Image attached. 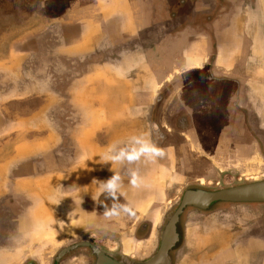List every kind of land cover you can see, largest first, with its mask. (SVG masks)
I'll return each mask as SVG.
<instances>
[{"label": "crops", "instance_id": "0c3cea01", "mask_svg": "<svg viewBox=\"0 0 264 264\" xmlns=\"http://www.w3.org/2000/svg\"><path fill=\"white\" fill-rule=\"evenodd\" d=\"M226 27L242 31L219 53ZM259 105L264 0H0V264H56L82 240L151 254L192 184L255 168ZM146 138L164 155L103 161L111 145L131 152ZM113 171L133 212L105 219L114 201L94 180ZM263 217L264 204L186 211L180 242L201 233L209 246L189 264H234L231 242Z\"/></svg>", "mask_w": 264, "mask_h": 264}, {"label": "rangeland", "instance_id": "374dc122", "mask_svg": "<svg viewBox=\"0 0 264 264\" xmlns=\"http://www.w3.org/2000/svg\"><path fill=\"white\" fill-rule=\"evenodd\" d=\"M225 10L220 9V11H222L221 13L226 12ZM12 13L13 11L9 12L6 10L5 12H3V15L7 16ZM255 17H260V15H255ZM225 22H226V19L224 18L223 23ZM237 29L238 27H236V31L234 30L231 31L230 28L226 27L224 28V30L221 31V33H219L218 31L219 35L217 33L218 37L217 36L216 37H217V41L219 44V47H218L219 53L220 51H224L227 49V47H229L230 40L232 36H234L235 33H237L235 35H238V32L242 31V27H239L238 31ZM236 43L237 42L232 43L233 48L238 47L235 45ZM245 46L246 44L243 45V48H245ZM203 89L207 91L208 95H211L213 97L216 96L217 94L221 95V91H220L221 89L216 88L215 86H205L203 87ZM260 101H261V98L259 97L256 100V102L259 103ZM261 106L262 105H259L258 108L261 109V112H264V107L262 108ZM209 107H212V106H209ZM259 117L261 118V120L263 119L261 121L259 118V122H261L260 124L262 123L264 124V114L261 113ZM257 140L260 143L262 154L260 153L257 154L255 168H249V169L244 168L240 170L225 171L219 174L217 177H208L207 183H204L202 185L194 183L189 187V189H205V190L228 189L230 187H234L239 184L264 181V137H261V138L259 137ZM168 218L169 216L167 217V219ZM197 231H200V229ZM207 231H209V229L205 228L203 233H206ZM202 236H206V235H203L201 233L193 234L189 236L191 237V239H189L188 241H185L184 240L185 232L182 231L181 242L176 247V254H174V257L175 259L181 258L183 259V261H174V264H185V263L189 264L193 262V260H200V257L202 255H205L206 246L209 247L205 243L206 242L205 237L202 238ZM252 236H254V238H252ZM231 239H233V237H231ZM250 239L252 243L251 241L249 242ZM262 242H264V217L261 218L255 225H252L250 229L243 231V233L239 232V236L236 235L235 240L231 242L232 248L230 250V253L228 254V257H225L224 259H226V261H234L235 262L234 264H248L250 262L252 264H264V244H262ZM186 260H189V261H186ZM71 262L72 261H64V264H70ZM74 263L75 264H92L91 261L90 262L89 261H75Z\"/></svg>", "mask_w": 264, "mask_h": 264}, {"label": "flooded vegetation", "instance_id": "af4514ba", "mask_svg": "<svg viewBox=\"0 0 264 264\" xmlns=\"http://www.w3.org/2000/svg\"><path fill=\"white\" fill-rule=\"evenodd\" d=\"M260 184H263L264 186V181L239 184L228 189L186 190L180 201L176 204V207L172 211L171 215H168L169 218H166L164 227L158 237L157 248L151 254H145L142 258H127L122 256L119 252L111 253L99 246L93 245L87 240H82L65 247L59 254H57L54 261L56 264L72 260L91 261L92 264H144L148 261H154L165 241L170 242V247L168 248L166 255L167 264H174V261H177L178 259L183 261L181 258L175 259L174 257L176 247L180 243L179 229L183 214L189 210L209 212L220 209L223 211L227 207L234 208L254 204H264V187ZM257 192H261V198H259V195L257 196ZM235 196L238 198L235 201L231 200L234 199ZM210 198L211 200H208ZM185 200L188 201L189 204L184 207L183 211L177 218L176 236L167 238L166 234L169 224Z\"/></svg>", "mask_w": 264, "mask_h": 264}, {"label": "clouds", "instance_id": "9594fccd", "mask_svg": "<svg viewBox=\"0 0 264 264\" xmlns=\"http://www.w3.org/2000/svg\"><path fill=\"white\" fill-rule=\"evenodd\" d=\"M139 147L134 151L114 150L115 145H111L107 152L103 155L102 159L108 164H120V165H132L140 161L141 159L154 160L155 158L164 155L163 149L157 147L154 141L150 138L138 140ZM113 175L105 181H96L99 185L100 192L105 195L106 199L113 200L112 206L104 208V218L112 219L120 217L124 214L131 215L133 207L129 203H118L119 195L122 192L124 186V177L113 171ZM128 175L130 177V183L133 185H139L142 181L138 170L129 168Z\"/></svg>", "mask_w": 264, "mask_h": 264}, {"label": "water", "instance_id": "95a60500", "mask_svg": "<svg viewBox=\"0 0 264 264\" xmlns=\"http://www.w3.org/2000/svg\"><path fill=\"white\" fill-rule=\"evenodd\" d=\"M263 186V184H260ZM259 195V198L262 197L261 195V192H257V196ZM200 196V195H199ZM238 197L235 196L234 199H231V200H236ZM194 200V199H193ZM208 200H211L208 199ZM195 201V200H194ZM189 202L188 201H184L181 206L179 207L178 211L176 212L175 216L173 217V219L171 220L170 224H169V227H168V231H167V238H172L174 236H176V223H177V218L178 216L181 214V212L183 211L184 207L186 205H188ZM170 247V242H164L163 245L161 246V249L159 251V254L158 256L154 259V261H148L147 263H144V264H167V261H166V255H167V251H168V248Z\"/></svg>", "mask_w": 264, "mask_h": 264}]
</instances>
